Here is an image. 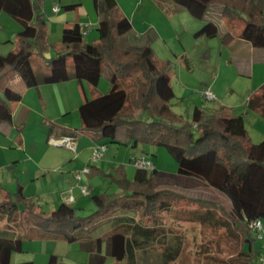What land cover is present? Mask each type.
I'll list each match as a JSON object with an SVG mask.
<instances>
[{
  "label": "trees",
  "instance_id": "obj_1",
  "mask_svg": "<svg viewBox=\"0 0 264 264\" xmlns=\"http://www.w3.org/2000/svg\"><path fill=\"white\" fill-rule=\"evenodd\" d=\"M170 1L204 21L195 37L219 36L218 25L205 19L219 11L228 27L221 35L224 45L238 37L264 49V0ZM93 4L98 37L86 41L83 26L74 23L53 44L40 0H0V13L21 26L13 49L0 51V124L11 123L12 104L22 99L9 84L13 74L29 88L75 80L91 94L78 107L81 127L71 130L48 122L49 138L85 134L96 143L120 142L124 129V145L163 148L177 170L137 167L133 178L124 164L101 170L118 190L90 194L94 209L84 216L65 202L45 210L20 184L15 191L4 190L0 264H11L13 255L23 252L24 241L34 238L78 244L88 255L85 264H106L110 258L123 264H254L261 251L251 223L264 221V139L253 142L242 115L205 106L194 107L190 117L175 112L167 99L172 62L157 57L152 46L156 34L138 47L129 46L133 24L118 1ZM77 6L63 8L73 11ZM235 21L242 23L237 35L230 29ZM51 49L54 54L47 56ZM34 58L48 72L36 69ZM103 76L109 83L106 92L98 89ZM255 96L259 107H250L264 116V84ZM141 153L147 155L146 149ZM183 223L199 231L191 250L185 246ZM56 262L51 255L49 263Z\"/></svg>",
  "mask_w": 264,
  "mask_h": 264
},
{
  "label": "rangeland",
  "instance_id": "obj_2",
  "mask_svg": "<svg viewBox=\"0 0 264 264\" xmlns=\"http://www.w3.org/2000/svg\"><path fill=\"white\" fill-rule=\"evenodd\" d=\"M127 1L129 2L128 5L132 7V11L140 7L139 10L136 11L134 23L140 28L144 27L142 30L147 29L148 27H153V24H157L158 26L160 25L161 28L166 23L165 19L169 17L167 16L168 11L164 10V8L159 5V3H156L157 0ZM40 2L41 13L44 14V18L46 19L47 23L49 42L53 44L58 43L61 41V33L59 31V25L56 23L58 19H53V16L56 15L52 12V6L53 4H59V0H40ZM84 2L85 4H88L93 8V0H84ZM121 2H123V0H121ZM163 4L167 6L168 3L164 1ZM58 6L60 7V5ZM60 9L62 15H67V20H76V18H79V12L77 10L66 11L61 7ZM6 17H8V19L13 21L14 23H18L15 22V20L11 17ZM205 19L212 20L218 25L220 31L219 36L213 38H208L206 36L195 37L193 34L195 30H197L201 26L202 20L196 19L190 16V14L186 13L182 16V21L179 26L176 27V25L173 23L172 27L170 23H167V27H164V36L166 37L155 39L152 43L155 53L160 60H170L172 62V80L171 87L169 88L168 92V99L174 103V111L178 114H183L185 117L191 116L195 105L207 107L217 106L216 101L210 102L204 100L201 91L205 88H209L210 83L214 80V78H216V76L221 77L220 80L217 81V90L219 91L218 96H220V93L226 94V82L229 84H233V88H235L236 90L238 89V87H240V83H244L243 85H245L246 88L244 86L240 87L242 92L241 99H244L243 101H245L249 97V94H251L255 90L256 86H259L260 82L264 83V62H260V64H258L257 61H253V55H250L251 57L249 58L247 65L253 67L255 75L250 78H238L237 76H235L237 75L236 66L229 65L231 54L228 51V46L224 45L221 39V35L222 33H224L223 31L228 28L227 22L222 18L219 11H215L212 14H207ZM174 28H176V31H174ZM241 28L242 23L240 21H235L230 26L231 31L235 35L240 33ZM1 35L2 34L0 32V38ZM84 39L88 42H91L96 38H90L89 35L85 34ZM12 40L10 41L11 43L5 42L0 45V51L2 53L6 54L13 49L14 44ZM53 54L54 50L51 49V51H49L46 55L52 56ZM33 65L39 71L48 72L47 68L42 65L37 58H34ZM69 68L70 70H72L71 59L69 60ZM108 84L109 83L107 78L103 76L100 79L98 89L104 90L103 88H105V86ZM244 89L247 90V93H245L246 91L244 92ZM76 106H71V110H73V112L72 114H69L68 122L70 123V127H74V129L76 128L79 130L81 124ZM242 111H244V109ZM242 111L236 110L235 112L240 113ZM258 119L262 120L260 117H258ZM123 131L124 129L120 131V136L118 138L120 142H112L109 139L102 141L106 144L107 150L103 157L97 161H91V155L96 142H94L87 135H79L78 142H75L77 151L74 152L67 147L66 153H68L69 156L75 155L76 157H78L76 159V162L79 166H81V168L85 165L90 166L91 174L88 175L90 194L103 192L105 190H109L112 192L118 190L116 184H110L109 177L101 174V170L107 171L111 166L124 164L128 176L130 178H133L137 167L132 162L131 158L133 155L138 156L141 152L139 151V149L135 150L132 146L124 145L122 143L121 135ZM255 142H260V140ZM141 147L142 146H140V148ZM163 150V148L146 146V154L148 155L147 157L150 158L151 161H153L154 167L159 165L168 166L167 168H169L171 162L168 163L167 159H171L170 161L174 163L172 165L174 167H177L176 162L170 157L169 154H167V152H165V156L161 154ZM71 168L72 166H70L66 170H63L65 178L64 180H62V182H59L61 181V172L57 173L52 171L50 173L49 178L45 181V190L52 189L53 192L51 193V196L57 193V188L63 189L69 186V180L71 177L69 172ZM32 188L33 187L30 186V188L28 189L29 192H35L31 191L33 190ZM70 188L65 190L64 192L69 191ZM74 195L77 199V205L75 204V206L80 209V214L83 216L90 214L94 209V204L91 202L90 196L82 195L80 193L79 187L75 188ZM180 228L183 229V231H181L182 233H185L186 240L188 241L186 242L185 246L187 247V249L191 250L195 241L194 238L196 239L199 231L196 226L189 223H183V226ZM51 255L57 256V262L55 264H85L88 256L87 253L80 250L79 245L76 243H68L67 241L48 242L43 240H25L23 243V252L15 253L13 255L11 264L25 262H33V264H50L49 261ZM189 260H192V258H189ZM186 263L194 264V262L189 263L188 260L186 261ZM106 264H123V262L120 259L119 261H116L114 263L110 258L107 260Z\"/></svg>",
  "mask_w": 264,
  "mask_h": 264
},
{
  "label": "crops",
  "instance_id": "obj_3",
  "mask_svg": "<svg viewBox=\"0 0 264 264\" xmlns=\"http://www.w3.org/2000/svg\"><path fill=\"white\" fill-rule=\"evenodd\" d=\"M117 1L123 13L131 19L133 24V30L126 38V44L132 47L142 45L145 42L146 37L152 32L156 34V39L166 37L164 36V27H167L166 24L170 23L173 27L172 24L174 23L177 27L182 21V16L188 13L174 5L170 0H155L156 3H159V5L164 8V10L168 11L167 16L169 17H166V23L161 28L160 25L158 26L157 24H153V27H148L147 29L142 30L144 27L140 28L134 23L136 11H138L140 7L132 11V7L128 5L129 2L127 0H123V2H121V0ZM164 1L168 3L167 6L163 4ZM68 4L78 5L74 10L79 12V18H76V20H67V15H62L61 9L58 12L54 11V7L60 5V7L63 8L64 5ZM52 10L53 14L56 15L53 16V19H58L56 23L59 25L61 35L64 27L71 26L74 23H79L84 28V36L86 34L89 35L90 38L93 37L94 39L98 37L96 27L99 21V15L95 10L94 4L92 8L88 4H85L84 0H59V4H53ZM6 16L8 15L0 13V32L2 34L0 38V45L5 42L11 43L10 41L15 37L16 33L21 30V26L17 25L19 23H14ZM203 22L204 21L201 22V26L203 25ZM201 26L195 30L194 34L201 28ZM226 30L227 29L223 32ZM174 31H176V28H174ZM228 48V51L231 54L229 65L236 66L237 75L235 76L238 78H250L255 75L253 67L247 65V62L252 55V60L257 61L258 64H260V62H264V49L255 48L249 42L241 38L235 39L228 46ZM220 78V76H216V78H214L209 85V88H211L217 96L219 95V91L217 90V81L220 80ZM9 84L14 89L19 90L22 93V99L18 103L12 104L13 114L11 123L0 124V199L2 198L4 190L15 191L16 187L20 184L24 187L27 195H34L37 198L38 203L43 209L52 210L60 203L64 202L63 196L67 193V191L64 192L65 190L73 186L75 188L78 187L74 181V173L79 170L81 166H79L76 162L78 157L75 155L69 156L68 153H66V146H55L51 143V139L58 138H49L47 123H59L73 130L74 127H70V123L68 122L69 114H72L73 112V110H71V106L74 107V105H77L76 110L78 111V107L84 101L85 96L89 98L91 97L89 88L85 83L81 85L75 80L55 84H42L38 87L29 88L26 86L25 82L18 73L12 75L9 80ZM243 84L240 83V87H245ZM263 84V82H260L259 86H256L255 90L249 94V97L243 101L244 99H241L242 92L240 87L236 90L233 88V84L226 82V94L220 93L218 99L215 100L217 106L209 108L221 109L234 115H242L245 127L253 142L259 140L262 141L264 139V116L258 113L255 108H251L250 106H256L257 108L259 99L256 98L255 91H257ZM108 88L109 85H106L105 88H103L104 90L100 91L106 92ZM244 92L247 93V90L244 89ZM203 98L204 100H207L204 96ZM170 103L174 105L173 102L170 101ZM196 106L199 105H195L194 107ZM243 109L244 111H242ZM236 110L242 112H235ZM258 117L262 120L258 119ZM79 135L76 137V142L79 140ZM138 149L142 152V150H145L146 148L138 147L135 150ZM161 154L163 156L166 155L164 150ZM167 160L168 163L171 162L169 168H167L168 166L157 165L155 166L156 169L176 172L177 167L172 165L174 163L170 161L171 159ZM70 166H72V168L69 172L71 176L69 186L63 189L57 188V193L55 192L56 194L51 196L53 190H45V181L49 178L50 173L52 171L57 173L61 172V181L59 182H62L65 178L63 170L68 169ZM86 180L88 182V176L86 177ZM30 186L33 187V190L31 191L35 192H29L28 189ZM75 204L77 205V199ZM75 204L73 205L75 206ZM1 226L2 225L0 223V227ZM31 240L39 241L43 239L34 238ZM43 241L50 242L53 240ZM258 247L260 248L261 255L257 258V260H255L254 264H264L262 261V257H264V245L260 240L258 241Z\"/></svg>",
  "mask_w": 264,
  "mask_h": 264
},
{
  "label": "built area",
  "instance_id": "obj_4",
  "mask_svg": "<svg viewBox=\"0 0 264 264\" xmlns=\"http://www.w3.org/2000/svg\"><path fill=\"white\" fill-rule=\"evenodd\" d=\"M60 8L56 6L54 8L55 12H58ZM202 95L209 101H215L218 99L215 92L210 88H205L202 90ZM76 139L75 137H65L61 139H51V143L57 146H66L73 151H77V147L75 145ZM107 150V146L103 143H96L93 152L91 155V160L96 161L103 157ZM132 162L138 168L144 169H154L153 161L147 157V155L140 153L138 156L133 155L131 158ZM90 166L85 165L74 173V181L75 184L80 188V193L84 196L90 194L89 185L86 180V177L90 174ZM74 187H71L69 191H67L66 195L63 196L64 202L69 205H73L76 203V199L73 193ZM251 228L255 231L257 238L263 242L264 245V226L263 220L257 219L251 223ZM262 261L264 262V257H262Z\"/></svg>",
  "mask_w": 264,
  "mask_h": 264
}]
</instances>
